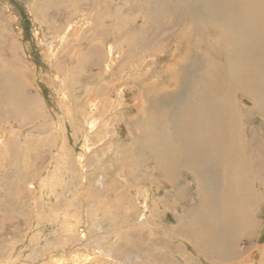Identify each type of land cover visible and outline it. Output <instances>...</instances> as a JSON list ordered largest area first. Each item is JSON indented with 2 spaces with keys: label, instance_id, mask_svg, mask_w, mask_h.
<instances>
[{
  "label": "rangeland",
  "instance_id": "1",
  "mask_svg": "<svg viewBox=\"0 0 264 264\" xmlns=\"http://www.w3.org/2000/svg\"><path fill=\"white\" fill-rule=\"evenodd\" d=\"M140 1L0 0V64L15 70L21 67L16 75L31 87L26 102L30 103L32 95L36 98L31 110L22 107L13 90L8 89L0 99V133L5 145L0 148V264H230V260L214 261L197 253L185 240H167L160 231L163 228L148 235L139 227L141 223L136 225L139 213L148 217L151 211L142 209L145 197H136L137 191L146 188L153 198L157 190L155 178L143 179L135 173L136 167L144 168L146 157L139 163L133 159L137 144H132L130 135L135 131L133 120L142 116L139 108L146 103L145 94L154 91V86L144 81L152 82L174 65L196 60L188 62L193 66L184 72L185 81H195L190 77H197L202 69L198 64L205 62L208 54L220 59L222 46L221 29H206L209 17L215 15H208L199 0V10L191 17L183 15L186 21L177 15L143 12L140 7L144 2ZM214 21L219 24L218 18ZM198 27L206 33L197 35ZM155 28L159 34L148 37L151 40L147 42L145 35ZM67 29L68 40L62 42L58 36ZM78 37L80 47L75 46ZM92 44L102 47L104 65L107 48L118 45L113 74L102 63L95 66L91 62ZM188 51L196 56L184 59L182 55ZM118 65L121 68L115 70ZM60 92L66 94L67 102ZM235 94L242 109L252 107L251 93L242 89ZM90 101H97L101 108L91 110ZM258 112L253 109L242 117L241 126L246 123L248 131L254 130L256 137L264 139V118ZM89 113H94L99 125L92 133L91 151L85 152L87 167L82 178L76 158L79 152L84 153L81 130ZM189 179L185 176L186 182ZM191 190L193 187L187 188L188 194ZM158 193L154 197L166 194ZM166 198L173 199L172 195ZM189 199L187 207L195 203L192 196ZM173 208L160 221L165 228L175 224L183 211L182 206L176 212ZM258 211L263 224L256 228L254 241L237 242L244 254L252 245L254 249L264 246L262 203ZM155 238L160 239L154 240L156 255L148 244ZM164 239L166 244H162ZM253 253L251 264H258L263 259L261 253Z\"/></svg>",
  "mask_w": 264,
  "mask_h": 264
},
{
  "label": "bare ground",
  "instance_id": "2",
  "mask_svg": "<svg viewBox=\"0 0 264 264\" xmlns=\"http://www.w3.org/2000/svg\"><path fill=\"white\" fill-rule=\"evenodd\" d=\"M143 2V6L140 7L143 12H153L155 15H177L183 20H185L183 15H191L193 11L199 10L201 5L208 11V15H215L209 17L210 26L206 29L208 31L213 27L221 29L219 31L222 46L220 45L219 50L220 59L208 54V59L198 64L202 69L197 72V77H190L196 78L195 81L194 79L191 82L185 81L187 75L184 72H188L196 60L188 61L192 64L187 62L178 67L174 65L152 82L148 79L144 81V84L148 82L147 84L153 85L154 91L151 95L145 94L146 103L139 108L142 116L132 122L135 131L133 133L131 131L130 135L132 144H137L135 152L138 154H136L137 158L134 156L133 159L142 162L140 158L144 157V160L146 157L144 168L134 169L138 177L152 181L153 178L156 179L157 190L154 189V195L158 192L166 194L163 197L152 195L151 198V193L146 188L137 191L136 197L142 194L145 197V201L140 205L142 209L149 208L151 211L148 217L142 212L139 213L140 220L136 225L141 223L139 227L145 228L148 235L157 231L156 228H163L164 231H160L167 240H185L192 244L197 253L208 256L214 261L230 260V264H251L253 252L256 250V253H261L263 258L258 264H264V246L254 249L252 245L244 254V249L238 245L242 240L254 241L256 228L263 224L259 221L258 205L262 203L264 206V145L260 144H264V139L263 136L256 137L257 133L254 130L248 131L246 123V126H241V122L242 117L245 119L253 109L259 111L258 113L264 118V0H199L200 5L197 0L140 1L141 4ZM177 16H174V19H177ZM216 18L219 19V24L214 21ZM87 22L90 24L89 20ZM67 31L68 29L58 36L60 41L68 40ZM196 31L197 35L206 33L205 29L199 27ZM96 33L95 29L93 35ZM158 34V28L150 30V33L145 35L146 41L148 37H156ZM40 41L44 43L42 37ZM76 42L75 46L80 47L82 41L79 37ZM47 45L49 48L52 46L49 43ZM199 45L201 46L200 43ZM117 46L113 44L107 48L108 60L104 65L105 55L101 52L102 47L100 49L92 44L91 62L95 66H100L102 63L104 68L113 74L112 66L115 65L113 56L118 52ZM188 53L182 55L184 59L196 56H192L195 52L188 51ZM55 56L52 54L50 57L55 60ZM22 65L29 70L28 65ZM120 68L118 65L115 70ZM18 70L0 64V99L9 93L8 89L13 90L22 107L31 110L34 108L32 102L36 98L32 95L30 103L26 102V94L31 92V87L29 81L25 83L20 81V76L16 75ZM54 77L56 79L58 76ZM241 88L247 95L251 93L248 99L253 105L248 110L242 109L243 106L239 101L237 103L234 100L235 93L241 92ZM139 93H142L141 90ZM60 96L67 102L65 93L60 92ZM90 102L93 105L91 110L95 111L100 107L97 101ZM97 119L94 113H89L84 118L85 127L81 130L83 138L81 146L84 153L79 152L76 158L82 178L87 167L85 152L91 151L92 133L99 125ZM3 137L4 134L1 132L0 148L5 146ZM185 176L190 178L188 182L185 181ZM188 187H193L190 194L187 192ZM167 194L172 195L173 199L169 201L166 198ZM191 196L195 199V203L187 207ZM172 205L174 212L178 206H182L183 211L177 217L175 224L165 228L160 221L164 219V215L169 212ZM83 230L81 237L85 238L86 234L82 233ZM157 239L159 238L147 242L153 248L154 255L157 250L154 243L158 241ZM166 239L162 244H166ZM165 247L167 248V245ZM165 247L156 246L163 250L166 249ZM17 262L14 261L12 264Z\"/></svg>",
  "mask_w": 264,
  "mask_h": 264
}]
</instances>
